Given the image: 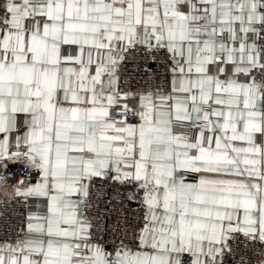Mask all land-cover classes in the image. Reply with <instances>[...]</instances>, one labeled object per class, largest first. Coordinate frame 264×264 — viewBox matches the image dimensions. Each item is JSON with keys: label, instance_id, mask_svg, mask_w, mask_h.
I'll use <instances>...</instances> for the list:
<instances>
[{"label": "snow or ice", "instance_id": "1", "mask_svg": "<svg viewBox=\"0 0 264 264\" xmlns=\"http://www.w3.org/2000/svg\"><path fill=\"white\" fill-rule=\"evenodd\" d=\"M0 191V264L264 246V0H0Z\"/></svg>", "mask_w": 264, "mask_h": 264}, {"label": "built area", "instance_id": "2", "mask_svg": "<svg viewBox=\"0 0 264 264\" xmlns=\"http://www.w3.org/2000/svg\"><path fill=\"white\" fill-rule=\"evenodd\" d=\"M127 64L128 71H134L135 64L132 61H128ZM153 67H156V65H153ZM127 82L129 85L137 83V81L130 78L127 79ZM10 173H12V175L8 181L11 184H14L19 180L21 173H24L26 177L30 174L29 170L25 168L23 163L15 164ZM31 178L32 180H36L38 179V175L36 173H31ZM5 201H7V199L0 201V236L5 234L6 226H18L20 219L19 213L25 211L14 200L7 201V203H5ZM136 211H138V206L133 203L130 206L129 216L131 217L132 213ZM233 243L235 247L236 242ZM241 256L244 258L243 264H260V261L264 260V246L260 245L258 242L256 244H251L250 242L245 241L241 236L238 244V252L235 257L237 264H239Z\"/></svg>", "mask_w": 264, "mask_h": 264}, {"label": "crops", "instance_id": "3", "mask_svg": "<svg viewBox=\"0 0 264 264\" xmlns=\"http://www.w3.org/2000/svg\"><path fill=\"white\" fill-rule=\"evenodd\" d=\"M14 165H15V164H10V165H9V168H8V171H9V172L11 171V169L13 168ZM192 176H196V174H191V176L189 177V182H195V181L192 179ZM196 178L198 179V176H196ZM33 181H35V180H33ZM6 183H7V185H11V183H10L8 180L6 181ZM4 199H7V197H5L4 194H3V192L0 191V201H1V200H4Z\"/></svg>", "mask_w": 264, "mask_h": 264}]
</instances>
